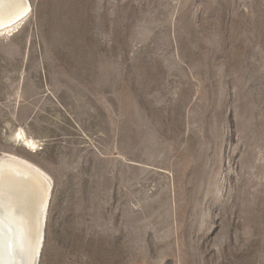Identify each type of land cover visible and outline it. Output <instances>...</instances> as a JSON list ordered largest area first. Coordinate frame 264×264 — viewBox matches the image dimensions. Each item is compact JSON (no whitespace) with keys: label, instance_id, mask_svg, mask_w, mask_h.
Masks as SVG:
<instances>
[{"label":"rangeland","instance_id":"obj_1","mask_svg":"<svg viewBox=\"0 0 264 264\" xmlns=\"http://www.w3.org/2000/svg\"><path fill=\"white\" fill-rule=\"evenodd\" d=\"M30 3L0 156L52 178L39 264H264V0Z\"/></svg>","mask_w":264,"mask_h":264},{"label":"bare ground","instance_id":"obj_2","mask_svg":"<svg viewBox=\"0 0 264 264\" xmlns=\"http://www.w3.org/2000/svg\"><path fill=\"white\" fill-rule=\"evenodd\" d=\"M31 9L30 0H0V36L17 30ZM11 139L26 150L37 149V141L23 128ZM52 183L28 160L8 153L0 156V264H36L45 239Z\"/></svg>","mask_w":264,"mask_h":264},{"label":"water","instance_id":"obj_3","mask_svg":"<svg viewBox=\"0 0 264 264\" xmlns=\"http://www.w3.org/2000/svg\"><path fill=\"white\" fill-rule=\"evenodd\" d=\"M44 236H45V231H44L43 237ZM43 240H44V238H43ZM41 254H42V247H41V250L39 251V254H38L39 256L37 255L36 264H39L40 263Z\"/></svg>","mask_w":264,"mask_h":264}]
</instances>
